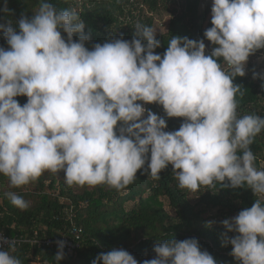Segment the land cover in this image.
I'll return each mask as SVG.
<instances>
[{"label":"clouds","instance_id":"clouds-1","mask_svg":"<svg viewBox=\"0 0 264 264\" xmlns=\"http://www.w3.org/2000/svg\"><path fill=\"white\" fill-rule=\"evenodd\" d=\"M211 24L204 32L214 45L210 54L204 39L173 36L163 55L155 52L156 32L141 25L131 41L113 38L90 50L77 11L46 0L31 18L22 15L19 31L0 25L9 45L0 47V174L13 188L63 171L69 187L121 190L141 169L159 179L171 165L178 187L191 191L226 180L234 189L247 185L260 198L223 221L236 234L225 233L224 243L237 264H264V170L250 148L264 117L238 116L236 96L243 93L233 82L245 76L250 57L264 54L257 51L264 49V0H213ZM18 96L27 102L21 105ZM145 104L161 105L183 123L166 131V119ZM7 195L21 210L29 206L14 192ZM0 241L10 249L0 244V264H21L11 254L15 245ZM57 244L60 264L66 242ZM154 252L143 264H217L196 238L160 242ZM92 264L138 261L113 248Z\"/></svg>","mask_w":264,"mask_h":264},{"label":"trees","instance_id":"trees-1","mask_svg":"<svg viewBox=\"0 0 264 264\" xmlns=\"http://www.w3.org/2000/svg\"><path fill=\"white\" fill-rule=\"evenodd\" d=\"M203 1L46 0L58 10L77 11L85 23V33L91 37L85 45L90 50L94 44L113 38L131 41L137 25L158 30V25L154 29L155 14L167 11L170 23L167 29L156 33L161 46L155 52L161 55L173 36L204 39L206 54L211 53L214 45L204 37V32L212 26V5L201 9ZM39 3L40 0H0V25L11 23L19 31L16 22L22 15L31 18ZM62 36L67 39L63 31ZM73 39L78 41L79 34ZM0 47L9 48L3 31ZM257 51L264 53V49ZM245 71V76H237L233 81L243 93L236 96L238 116L264 117V61L262 66L255 68L251 64ZM254 74L259 76L254 78ZM16 99L23 105L28 98ZM146 109L166 119V131L178 130L183 123V118H168L161 105L146 104ZM250 148L256 156L255 166L264 170V130ZM227 184V180L224 184L215 182L197 191L180 188L171 165L162 170L159 179L141 169L135 180L121 190L107 185L69 187L63 171L45 172L28 185L13 188L9 178L0 174V232L22 239L19 248L11 253L21 264H57L55 256L60 249L47 241L63 237L70 238L76 246L73 254L63 250L60 264H92L100 253L113 248L128 251L138 264H143L144 260L156 257L154 247L160 242L189 238L198 239L201 249L209 252L217 264H237L231 255L232 246L224 243L225 233L230 238L236 234L228 232L223 221L251 207L260 197L247 185L234 189ZM10 192L23 197L29 203L27 209L14 206L7 195Z\"/></svg>","mask_w":264,"mask_h":264},{"label":"rangeland","instance_id":"rangeland-1","mask_svg":"<svg viewBox=\"0 0 264 264\" xmlns=\"http://www.w3.org/2000/svg\"><path fill=\"white\" fill-rule=\"evenodd\" d=\"M205 2L206 1L204 0L202 3L203 5H201V9L204 8L205 6H207L208 2L207 3H205ZM209 3L212 5L213 0H209ZM154 18H155L154 29H156V25H158L159 28H157V29L160 30V32H162L163 30L167 29L166 27L170 23L171 15L167 11H161L160 13L155 14ZM158 30H155V32L159 33ZM249 60H251L249 62L250 64L254 65V67H257L258 65H262L263 60H264V54H257L255 57H250ZM262 199H264V198H262ZM35 264H37V263H35Z\"/></svg>","mask_w":264,"mask_h":264},{"label":"built area","instance_id":"built-area-1","mask_svg":"<svg viewBox=\"0 0 264 264\" xmlns=\"http://www.w3.org/2000/svg\"><path fill=\"white\" fill-rule=\"evenodd\" d=\"M144 106L146 108V104ZM3 238H6L8 241H11L15 245V250L19 248L20 243L22 241V239L19 237H8L4 233L0 232V240H3ZM61 240L66 242L63 250H66L69 254H73L76 244L70 238L63 237L62 239L56 240V241L49 240L47 241V243L50 245L56 244L58 246L57 241H61ZM0 244H3L4 250H9L8 245L6 243H3L2 241H0Z\"/></svg>","mask_w":264,"mask_h":264}]
</instances>
